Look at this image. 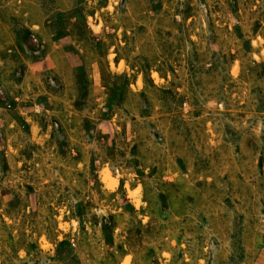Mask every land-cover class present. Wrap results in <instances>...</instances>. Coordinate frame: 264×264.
I'll use <instances>...</instances> for the list:
<instances>
[{"label": "rangeland", "instance_id": "obj_1", "mask_svg": "<svg viewBox=\"0 0 264 264\" xmlns=\"http://www.w3.org/2000/svg\"><path fill=\"white\" fill-rule=\"evenodd\" d=\"M0 264H264V0H0Z\"/></svg>", "mask_w": 264, "mask_h": 264}]
</instances>
